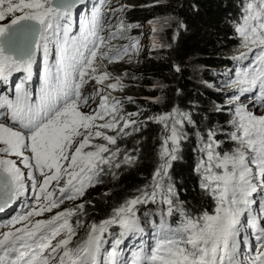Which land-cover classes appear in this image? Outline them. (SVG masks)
<instances>
[{
	"label": "snow or ice",
	"instance_id": "obj_1",
	"mask_svg": "<svg viewBox=\"0 0 264 264\" xmlns=\"http://www.w3.org/2000/svg\"><path fill=\"white\" fill-rule=\"evenodd\" d=\"M76 2L0 0V81H7L16 72H24L31 79L37 52L42 51L47 60L51 44L58 50L55 71L45 68L35 101L23 84L15 86L14 98L0 95V154L17 157L28 169L25 173L17 160L0 158V212L27 191L25 179L38 193L31 210L0 225L8 229L0 232V264H120L121 240H115L111 250L105 252V234L113 226L120 229V237L142 232L137 205L158 199L167 206L162 217L176 219L170 225L162 218L163 238L150 253L133 252L131 264H264V227L252 209L253 195L264 192V115L253 114L242 105L236 108L232 122L236 132L231 139L237 146L218 151L220 142L209 130L201 148L206 159L198 165L200 186L214 201L211 212H190L178 202L170 173L173 162L181 159L183 128L185 122L191 123V117L174 108L148 118L161 124L166 134L152 182L140 190V195L113 209L109 218L88 225L81 240L74 238L84 227L83 222L77 218L73 223L71 218L83 214V203L48 219L32 220L59 208L65 198L74 201L82 197L88 187L101 182L104 165L109 170L121 166L120 149L108 147L117 144L118 136L101 130L118 135H130L125 131L130 126H134L133 131L140 130L133 119L139 113L125 116L123 102L108 91H123L124 77L113 76L105 64L125 57L131 62V57L139 54V39L128 33L140 26L125 24L122 16L115 25L109 21L106 26L98 8L90 21L81 23L79 34L71 36L69 18ZM127 7L111 11L113 15L122 14ZM149 23L153 33L158 31L155 21ZM105 30L107 36L101 34ZM236 31L243 47L250 52L259 49L255 64L240 81L249 86L242 91H252L259 85L260 98L264 99V0H246ZM115 39H127L129 43L115 45ZM156 46L153 38V48ZM89 84L92 87L85 92ZM97 97L99 103L93 107ZM128 100L134 102L130 97ZM93 138L107 143L92 144L94 150L84 151ZM136 159L124 155L123 163L131 165ZM52 182L56 186L50 188ZM57 191L59 199L54 198ZM260 208L264 214V203ZM247 229L255 231L257 241L250 255L242 250L241 234Z\"/></svg>",
	"mask_w": 264,
	"mask_h": 264
},
{
	"label": "trees",
	"instance_id": "obj_2",
	"mask_svg": "<svg viewBox=\"0 0 264 264\" xmlns=\"http://www.w3.org/2000/svg\"><path fill=\"white\" fill-rule=\"evenodd\" d=\"M117 1L121 6H128L122 14L119 13L118 19L122 16L125 24L140 26L132 28L128 33L139 39L140 48L139 54L131 57V62L125 57L113 63L114 70L110 69L111 73L113 76H123L126 87L123 91L111 90V94L123 102L125 116L128 113H139L133 119L140 130L133 131L134 126H130L125 130L130 135L102 130L107 135L118 136L117 144L108 147L120 149L118 159L121 166L109 170V166L104 165L105 171L99 177L101 182L88 187L79 198L84 204L83 214L73 216L71 221L75 223L79 218L84 227L78 229L74 240L83 239L88 225L109 218L113 209L140 195V190L151 184L159 163L162 136L166 133L161 124L148 118L170 113L174 108L191 117V123L185 122L183 128L185 139L181 142V159L173 162L170 173L178 202H183V206L190 212L213 210V199L200 186L202 177L198 165L206 159L201 148L207 141L209 130L216 133L215 139L220 142L218 151H229L237 146L231 139V135L236 132L232 123L235 119L232 110L237 97L233 83L237 82L236 77L253 67L251 58L257 53V49L250 52L243 47L236 31L237 25L241 23L242 6L246 0ZM150 21H155L158 29L153 33L157 38L155 48L153 42L142 45L147 35L145 25L151 29L153 27ZM112 43L123 45L129 41L115 39ZM199 73V79L203 78L202 84L196 76ZM129 97L134 102H129ZM98 141L107 143L99 139L92 144ZM90 150L94 149L91 147ZM124 155L137 159L131 165L125 164ZM147 190L151 191V188ZM72 204L75 203H65L47 213L67 210L72 208ZM166 208L159 199L155 203L137 205L140 223H143L142 228L147 231L144 237L153 232L150 230L152 227L160 226L162 218L170 225L173 223L176 217H162ZM109 233L105 234L106 252L111 250L113 240L128 242L135 234L120 237V229L116 226L111 227ZM145 239L146 243L155 245L161 237L155 236L150 241L149 235Z\"/></svg>",
	"mask_w": 264,
	"mask_h": 264
},
{
	"label": "rangeland",
	"instance_id": "obj_3",
	"mask_svg": "<svg viewBox=\"0 0 264 264\" xmlns=\"http://www.w3.org/2000/svg\"><path fill=\"white\" fill-rule=\"evenodd\" d=\"M81 3L83 4L85 0H80ZM88 2L90 3H94L95 5H97L99 2H100V10L103 12V15H104V19H105V25L107 26L108 22L110 21L112 25H115L117 23V19H118V16H119V13H116L115 15H113L112 13V9H117V8H120L121 7V4L117 1V3L115 2L116 0H87ZM96 2V3H95ZM113 30V29H112ZM145 31L147 33V35L145 36L144 38V41H142V45L145 46L148 42H153V38H155V41H156V36H154L153 34V31L151 29V27L145 25ZM62 34V33H61ZM107 30H105L102 35H105L107 36ZM252 60L254 59V56H252L251 58ZM113 63L112 64H108L107 65V70L109 72H111V70L113 71L114 70V66L112 67ZM111 69V70H110ZM200 71H203L202 69ZM113 74V72H112ZM22 74H19L18 77H21ZM197 76V79L200 78V73L199 74H196ZM18 77H15V80L16 81H20V78ZM243 76H238L236 77L235 81H237L236 83H233L234 87H235V91H236V95L237 97L235 98L234 100V105H233V110H232V113L233 115L235 116V112H236V108L238 106H244L246 110L248 111H251L253 112V114H256V115H264L263 112H258L256 110H254V107H258L260 108L261 107V103H260V100H259V92H258V89H259V85H257L252 91H242L243 89L245 88H248V84L246 83H240L241 80H243ZM199 82L200 84H202L203 82V78L199 79ZM94 83V82H93ZM107 83V82H106ZM1 86H0V95H7L9 98H14V94H15V88H12L9 83L7 81H5V83H0ZM3 84V85H2ZM10 90V91H9ZM14 90V92H13ZM108 91H111V90H108ZM229 91H232L229 90ZM238 91L240 92H243L244 94H242L240 96V94L238 93ZM11 93V94H10ZM246 97H242V96H245ZM98 98V97H97ZM99 103V98L98 100L96 99V102L95 104H93V106H96L97 104ZM229 106V102H226ZM2 111V110H0ZM88 111V110H86ZM7 120V119H5ZM102 131V130H101ZM96 139V140H95ZM100 138H93L91 140V143L89 145V147H87L84 151H89L90 148H91V144L97 140H99ZM100 141H98L99 143ZM97 143V144H98ZM118 147V146H117ZM114 149V148H113ZM0 158H4V159H10V157H7V156H4L3 154H0ZM55 182H52V185L50 186L51 187H55ZM60 186H63V181H61V185ZM260 191H258L257 193H255L253 195V199L255 200V198L257 197V194L259 193ZM59 193L58 191L56 192V195L54 196V198H59ZM61 198V197H60ZM71 202H74L75 204H72V208H75L77 205L83 203L82 201H79V199L77 200H66L64 199V202L62 204H60V206H62L63 204L65 203H71ZM36 205V203H34V206ZM149 209V208H148ZM59 212V211H58ZM45 215H47V217H44ZM52 215H54V213H47L46 211L40 215V216H37V217H32V220L35 221V220H39V219H47V218H50ZM137 216L139 218V220H141L140 216H139V213L137 212ZM21 225H19L20 227ZM143 226V223L142 225ZM153 228V232H151L150 234H147L146 237H144V234L147 232L145 229H143L142 232H139L137 233L139 236L141 237H137L136 239H134V242L131 244V245H125L124 247H119V250H132V249H135L139 246V244L141 243L142 239H144V242H145V238H147L149 235L150 237H155V236H158L159 237H163V232H160V228H157V227H152ZM158 232V233H157ZM245 248V247H244ZM106 252V251H105Z\"/></svg>",
	"mask_w": 264,
	"mask_h": 264
},
{
	"label": "bare ground",
	"instance_id": "obj_4",
	"mask_svg": "<svg viewBox=\"0 0 264 264\" xmlns=\"http://www.w3.org/2000/svg\"><path fill=\"white\" fill-rule=\"evenodd\" d=\"M96 3V2H95ZM77 9H81L80 7L79 8H77ZM3 85V84H2ZM10 85V84H9ZM0 86H1V84H0ZM10 91V90H9ZM13 92H14V90H13ZM11 94V93H10ZM15 95V94H14ZM58 209V208H57ZM147 222H149V221H147ZM156 225V224H155ZM148 228V227H147ZM150 229V228H149ZM150 230H153V228H151ZM137 237H139L138 235H133L132 236V238H130L129 239V241L128 242H125L127 245H131L133 242H134V239H136Z\"/></svg>",
	"mask_w": 264,
	"mask_h": 264
},
{
	"label": "clouds",
	"instance_id": "obj_5",
	"mask_svg": "<svg viewBox=\"0 0 264 264\" xmlns=\"http://www.w3.org/2000/svg\"><path fill=\"white\" fill-rule=\"evenodd\" d=\"M89 2L88 1H84V3L82 4L81 3V1H80V5H79V7H81V6H86L87 4H88ZM78 7V8H79ZM77 9H72V12H75ZM115 29L113 28V31H114ZM105 64L107 65V61H105ZM243 76V75H242Z\"/></svg>",
	"mask_w": 264,
	"mask_h": 264
},
{
	"label": "water",
	"instance_id": "obj_6",
	"mask_svg": "<svg viewBox=\"0 0 264 264\" xmlns=\"http://www.w3.org/2000/svg\"><path fill=\"white\" fill-rule=\"evenodd\" d=\"M79 5H80V0H77L76 7L74 9H77L79 7Z\"/></svg>",
	"mask_w": 264,
	"mask_h": 264
}]
</instances>
